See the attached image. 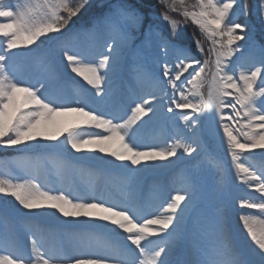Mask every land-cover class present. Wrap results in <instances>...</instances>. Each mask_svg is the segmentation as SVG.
<instances>
[{
	"label": "snow or ice",
	"instance_id": "1",
	"mask_svg": "<svg viewBox=\"0 0 264 264\" xmlns=\"http://www.w3.org/2000/svg\"><path fill=\"white\" fill-rule=\"evenodd\" d=\"M254 2L264 22V0ZM157 4L160 11L152 19L128 0H114L87 26L73 29L90 0H0V149L29 158L61 153L67 157L65 166L78 172L115 170L126 178L125 199L115 201L90 185L72 192L42 184L38 174L0 175V197H11L26 210L28 220L21 223L31 246L26 255L11 232L0 235V264H264V165L245 162L250 159L245 154L264 160V46L257 47L247 24L238 22L248 14L249 0ZM189 21L210 45L211 69L209 60L202 63L174 42ZM80 35L93 38L95 61L88 59L90 51L70 46ZM192 39L203 55L201 39ZM46 40L53 42L59 61L51 50L37 53L32 47ZM240 41L248 43L247 56L253 60L248 66L241 62L245 52ZM128 53L136 58L134 70L161 86V94L149 92L132 100L122 115L108 110L110 76L121 70ZM37 63L47 69L39 76L33 71ZM209 70L205 96L200 89ZM67 88H74L77 98L64 94ZM165 109L167 119L179 121L182 129L162 144H141L138 131ZM205 125L223 145L230 170L219 163L210 187L193 175L184 187L167 192L151 186L158 191L155 200L151 193L145 195L141 181L169 166L183 162L200 171L202 162L195 157L208 152L202 138ZM230 172L232 187L243 194L231 196ZM214 201L220 203L213 206ZM229 211L242 226L243 245L229 232ZM36 217H63V227L31 224ZM44 231L51 246L37 238ZM101 233L114 240L108 251L69 254L74 243L87 246ZM182 243L187 244V258L177 260Z\"/></svg>",
	"mask_w": 264,
	"mask_h": 264
},
{
	"label": "rangeland",
	"instance_id": "2",
	"mask_svg": "<svg viewBox=\"0 0 264 264\" xmlns=\"http://www.w3.org/2000/svg\"><path fill=\"white\" fill-rule=\"evenodd\" d=\"M153 1H155L156 3L146 5L142 4L139 0H128L130 4L137 7L142 13H145L146 15H149L152 19H155V16L160 11V7L157 4V0ZM112 2H114V0H90V7H87L86 10L83 12L82 16L76 20L75 24L72 26L73 29L82 26H87L93 18L99 16L102 12L106 10L107 4ZM193 2L194 0H187V3L189 4ZM249 3L250 7L248 10V14L246 16H239L238 22L247 24L248 36L251 38L252 41L256 43L257 47L264 46V22L258 19L257 12L255 11L254 0H249ZM144 9L149 11L146 12ZM172 16L174 19L180 20L182 22L181 17L176 16V14L174 13L172 14ZM193 35L201 39V42L205 49L203 55L196 51L195 44L192 39ZM174 42L179 46L190 49L192 54L195 55L196 58H198L202 63L206 59L209 60V69H211L212 57L208 53V48L210 47V45L207 43V41L203 39V37L200 36L199 29L192 25L190 21L180 28L178 35L174 38ZM238 43L244 45V49L242 51L245 52V57L241 62L244 63L245 66H248L253 62L252 58L247 56L248 43L246 41H240ZM70 46L74 50L90 51L92 55H90L88 59L95 61V52L97 51V49L95 47L94 40L92 37L88 35H80L78 38L70 41ZM32 47L36 49L37 53L47 52L51 50L53 52L54 58L57 61L61 59L59 54L55 52L53 42L51 41L46 40V42L44 44H41L39 48H36L35 45H33ZM237 55L239 56L240 53H238ZM169 60L170 62H173L174 57L170 56ZM135 62L136 58L134 57V55L132 53H128L121 70L115 76H110V91L112 95L108 104V110L112 111L113 113H119L123 115L129 112V110L127 109L126 111H123V105H125L124 103H126L128 106V102H131L132 99L129 98L127 100L128 102L122 99L124 96H128V90L131 92H136L139 87H142V90L140 88L138 90L143 91V95H146L149 92L156 95L161 94V86L157 84H154L152 88H145L143 86L147 83H151L150 86H152V82L147 80V82H145V80H143L142 74L134 70L133 65ZM18 67L20 68V70H23L22 64L18 65ZM33 71L36 76H39L40 74L46 72L47 69L43 64L37 63ZM72 75L74 77V74ZM74 79L78 81L79 84L82 85L83 88L86 89L89 93L93 91L90 86H88L82 79H78V77H74ZM138 80L141 82L138 83ZM210 84L211 73L209 70L207 79L203 84L202 88L200 89L205 96L207 95ZM168 91L170 93L171 89H168ZM64 94L70 95L74 99L77 98V93L74 88L65 89ZM169 115L170 114L166 112V109L164 111H161V113L157 114V117L161 118L159 120L157 119L156 122H161L162 125L155 126L154 128L150 129V127L154 125V122L150 124V121L147 126H145L143 129L141 128L138 131V139L144 141L148 138V136L151 137L150 135L152 134H150V131L148 130H153L154 132H156V135H152L155 136L154 143L160 144V142H162V139L168 140V135L162 132L163 127H165L164 131L170 134V137H172L174 131L178 132L179 129H182V125L179 124V121L173 122L172 120H168L167 117ZM144 119L147 120L148 118L145 117ZM168 123H170V125ZM202 138L205 145L207 146L208 152H202L201 154L195 157V161L202 162L200 171L198 173L195 172L191 164H185L184 166L182 165L178 169H176V165H174L175 167L169 166L168 168H166L167 170H170L169 175L166 176V174L168 173L165 172L159 175L160 172H158L155 177H146L144 180L141 181L143 193L145 195L151 193L153 200H155L158 197V191L152 188L151 186H161L164 191L167 192L171 189L184 187L186 185V181H188L193 175L198 176L199 182L201 184L210 187L215 183V180L218 178L213 175V171L219 163L222 162L224 166L228 167L230 170V158L227 157L223 145L218 140L214 141L212 139L207 125H205V127L202 129ZM71 155L77 156L76 153H72ZM245 155L250 157V159L245 161L246 163H250L256 166L257 168L264 165V160H262L259 156H255L253 154ZM37 156H39V158H37ZM66 159L67 157H64L61 153L31 154V158H29L20 153H17L13 149H0V175L12 176L15 178L17 176L23 177L29 173L38 174L40 182L42 184H45L50 188L70 189L72 192L81 191L84 186H91L92 183L98 180L102 185L99 187V192H103L105 196L114 197V200L116 199L117 201L125 199L123 193L126 190V178L123 174L113 170H111V173L103 172L99 175L89 174L87 172L81 173L71 166H65L64 160ZM189 160H193V158H190ZM233 183L234 181L231 180L230 172L229 189L231 192V196L243 194L242 192H236L235 188L232 187ZM236 187L243 189L241 185H237ZM219 203L220 202L218 201H214L213 206H217ZM231 203V197H229L227 201L229 209L231 208ZM5 219H7L8 221L7 224L4 223ZM61 219H63V217H60V220ZM237 219L238 218L234 214H231L230 211L228 212L227 224L229 232L234 237H237L239 239L240 244L243 245L245 243L244 234L242 233V226L237 227ZM25 220H28V217L26 216V211L21 209L11 197H0V235H6L11 232L15 236L16 241L22 247L24 253L26 255H30V243L26 235L24 234L25 229L21 223ZM60 220L57 221L55 219L47 217H36L32 218L30 223L33 225H39L41 228L44 229H57L63 227ZM238 225L240 224L238 223ZM98 236L99 235H97L95 238L97 239ZM37 238L42 240L48 246H51L52 244V238L47 231L38 232ZM103 239L107 241V244H114V240L109 236H105V238ZM92 243V240L88 242L87 246H83L79 243H74L72 245L74 248L69 247L68 252L73 256L81 255L82 252L89 254L93 251L99 252V249L97 247V249H92L91 251ZM84 247H86L89 251L86 252V250H82ZM178 248L181 250V253L185 255L182 256V258L186 259L187 244L182 243Z\"/></svg>",
	"mask_w": 264,
	"mask_h": 264
},
{
	"label": "bare ground",
	"instance_id": "3",
	"mask_svg": "<svg viewBox=\"0 0 264 264\" xmlns=\"http://www.w3.org/2000/svg\"><path fill=\"white\" fill-rule=\"evenodd\" d=\"M78 79H80L79 77H78ZM143 80H145L144 78H143ZM145 82H147L146 80H145ZM151 85V83H147V84H144L143 86L145 87V88H152L153 87V85H154V83H152V86H150ZM158 87V86H157ZM141 90H142V87H139ZM138 88V89H139ZM137 89V91L136 92H131V91H129L128 90V96H125V101H127L129 98L130 99H132V100H134V99H138L140 96H143V94H144V92L143 91H141V90H138ZM128 102V101H127ZM129 103L130 102H128V105H129ZM125 105H123L124 107V109H123V111H126V109L128 110V106H127V104L126 103H124ZM159 113H161V112H159ZM158 113V114H159ZM161 117H157V116H155V117H153L152 118V120H151V123L150 124H152L153 122H154V125L153 126H151L150 127V129H152V128H154L155 126H161L162 125V123L161 122H156V120L158 119H160ZM156 122V123H155ZM169 125H170V123H168ZM144 128V127H143ZM142 128V129H143ZM164 129H165V127H163V129H162V132L164 133V134H166V135H168V139H170L171 137H170V134H168V133H166L165 131H164ZM92 131H95V130H92ZM143 131V130H142ZM148 131H150V134H152V135H156V132H154L153 130H148ZM152 135H150L151 137H149L148 136V138L147 139H145L144 141H142V140H139L138 139V141L141 143V144H144V143H154V141H155V136H152ZM151 138H152V140H151ZM150 140V141H149ZM165 141V139H162V142H160V144H162L163 142ZM77 155H83V154H77ZM98 155V154H97ZM190 158H188V157H185V160H189ZM186 163H183V162H179V163H177L176 164V169H178V168H180L182 165L184 166ZM186 165H188V164H186ZM170 167H175L174 165L173 166H170ZM166 170V171H165ZM113 171H115V170H113ZM105 172H107V173H111V170L110 171H105ZM160 172V174L159 175H161L162 173H168V174H166V176L167 175H169V173H170V170H167V169H163V170H161V171H159ZM158 173V172H157ZM157 173H155V174H152V175H150V176H148V177H155L156 175H157ZM147 177V178H148ZM108 180H111V179H108ZM92 187H94L95 188V190L99 193V187L100 186H102L101 184H100V181H96V182H94V183H92V185H91ZM85 187V186H84ZM241 187L243 188V186L241 185ZM84 189V188H83ZM82 189V190H83ZM81 190V191H82ZM156 194V193H155ZM250 195H252V194H250ZM253 195H255V194H253ZM113 200H114V197H111ZM115 201H117L116 199H115ZM24 211H26V210H24ZM64 220V218L63 219H61L60 220V222H62ZM237 221H238V219H237ZM58 224H60V223H58ZM62 224V223H61ZM238 226H241V225H238V222H237V227ZM99 236H101V237H103V238H105V236L107 237V235L106 234H98ZM98 236V238L96 239V238H94V239H92V241H93V243H92V248H91V251H92V249H99V252H106V251H108V246L110 245V243L109 244H107V241L106 240H104L103 238H101V237H99ZM97 247V248H96ZM71 248H74L73 246H71ZM30 250H31V246H30ZM76 250V249H75ZM82 250H86V252H88L89 250L86 248V247H84ZM88 255L89 253H84V252H82L81 253V255ZM182 256H185V255H183L182 253H181V250L179 249V248H177V250H176V253H175V258L177 259V260H180V259H183L182 258Z\"/></svg>",
	"mask_w": 264,
	"mask_h": 264
},
{
	"label": "trees",
	"instance_id": "4",
	"mask_svg": "<svg viewBox=\"0 0 264 264\" xmlns=\"http://www.w3.org/2000/svg\"><path fill=\"white\" fill-rule=\"evenodd\" d=\"M142 4H146V5H151V4H154L156 3L155 1L153 0H139ZM146 12L149 11V10H146L144 9Z\"/></svg>",
	"mask_w": 264,
	"mask_h": 264
}]
</instances>
